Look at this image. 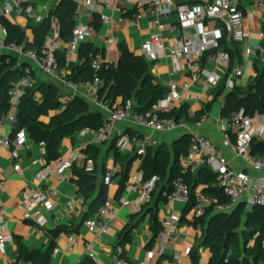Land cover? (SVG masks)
<instances>
[{
    "label": "crops",
    "instance_id": "0c3cea01",
    "mask_svg": "<svg viewBox=\"0 0 264 264\" xmlns=\"http://www.w3.org/2000/svg\"><path fill=\"white\" fill-rule=\"evenodd\" d=\"M60 1L62 0H29V5L33 7L31 16L13 13L5 19L24 30L25 40L32 45L34 34L31 27L42 23L47 18L50 10L58 5ZM68 1L76 8L74 24L81 22L85 25H92L95 29L92 38L85 43L91 44L98 51L97 54L101 55L106 66L120 68L126 72L127 76L118 80V91L120 93L132 94L134 92L137 88L138 78L143 73L141 72L142 64H147L146 72L150 74L153 83L156 85L164 87L168 81L180 85L190 80L191 71L188 63L184 60L174 63L168 56H165L156 62L149 63L141 56V45L154 33L152 27L154 15L149 9L144 8L141 11L140 18L135 19L137 14L136 0H119L117 5L122 10L121 14L106 12V15L111 18L109 25L101 24L97 16L84 8L76 7L72 0ZM210 1L175 0L174 8L207 4ZM12 2L13 0H0V8L5 3L11 4ZM241 8L245 15L243 28L247 37L243 43L238 45L240 60L235 54L228 68L210 61L207 54L199 61L200 66L207 73L217 74L221 78L218 87H225L228 80H233L236 88L245 89L255 77L253 67L251 65L250 68L249 65L256 62L259 69H264V41L258 37L260 33H263L264 28V0H244ZM161 24L166 28L176 25V14L161 19ZM213 26L214 24H209V27ZM163 36L169 39L173 37V34L166 29ZM3 41L4 38L0 34V42ZM67 43L59 37L58 50L64 51ZM225 45L231 49L229 42H226ZM250 47L254 48L253 55L246 56L245 50ZM79 50L80 47L71 61L65 64L61 70H58L55 78L41 75L36 65L30 62L24 53L11 52L5 48L0 49V55H11L17 60V68L31 64L36 77V91L33 98L38 104L42 103L44 93L50 87L56 89L55 101L59 104V107L56 110H49L47 117L41 118L44 124H47L51 117L66 108V105H63L60 100L70 96L71 91L64 82H75L73 81L74 73L81 65L78 55ZM237 69L242 71V76L239 78L234 75ZM60 80L64 82H60ZM204 89L203 83H192L189 86V94L181 91L174 94L168 92L161 100L168 103L172 112L177 113L181 110L186 115L187 121L184 120L185 129L169 134H154L146 130H134L128 124L119 123L114 127L109 141L98 145H89L96 146L99 149L95 161L97 170L94 173H92L94 169L93 162L89 159H79L74 163L75 166L84 168L89 174L92 173V176L95 177V192L97 193L98 182L102 179L105 168L118 164L115 163L114 151L109 148L110 141H119L123 136L136 133L152 137L157 140L159 147L171 151L172 145L182 137L195 133L208 139L215 146L229 169L236 172H245L250 178L254 179L264 177V169L261 172L254 171L250 165L236 158L229 148L223 146V136L219 128V120L221 119L219 117V104L224 95L219 97L210 110L204 113L202 117L206 119L202 126L198 127L196 125L202 117L195 121L194 118L201 114L213 100L212 94L214 91L204 92ZM90 92H95L100 102L108 104L112 109L124 102L121 96L107 97V90L102 83L98 88L91 89ZM90 92L82 89L74 98L82 99L87 104L89 111L98 112L104 118V114L98 106L99 103L90 98ZM192 95H198L200 100H192ZM154 107L146 115L150 114ZM97 135L98 131L90 130L86 137H81L80 132L72 136H66L57 150L59 160H68L76 151L82 153V150L85 149L82 147V143L92 140ZM12 136L13 126L4 123L0 127V140L12 138ZM230 136L233 140L234 135L232 132ZM39 144L27 135L23 150H15L13 147L4 149L0 146V179L6 182V188L0 194V200L5 208L0 231L11 237V241L5 245L4 250L0 251V264H30L25 261L21 249L41 253L49 251L48 264H82L83 262L111 264L113 252L117 247L122 249L124 264H177L176 257L179 258L180 264H209L211 254L209 249L203 246L207 225L206 219L202 218L203 216L194 217L191 208H188V204L173 203L168 202V200L162 202L152 196L149 204L138 205L136 203L138 193L127 192L126 190L119 198L116 197L123 172L127 171L125 188L133 182L135 176L141 175L143 177L141 165L144 157H138L133 150L121 151L116 148L119 154L128 155L130 162L129 164H123L122 167L118 164L121 173L114 177L113 185L110 188L106 187V199L111 200L113 210L111 230L106 235H95L89 233L84 225V216L88 211L90 202L84 203L83 194L78 191V187L72 181L73 175L70 169L65 172L63 182L58 181L55 175L48 176L41 184L37 181L36 176L41 170V166L35 164L36 158L42 151ZM152 153L153 149L149 147L147 154L151 155ZM148 158L151 159L150 156ZM195 158L198 159L199 155L197 154ZM89 161L92 163V171L86 170ZM186 162V157L180 158L181 169ZM50 164L53 165L54 162ZM196 171L191 173L194 174ZM38 188H41L46 195H50L52 191L56 192L54 197L50 196L52 210L45 214L47 222L41 232L35 224L25 220L23 212L15 206L21 191H34ZM202 188L199 185L196 189L201 190ZM121 200H124L125 204ZM69 202L71 203L70 207L68 206ZM238 207L246 208L245 213L252 210L244 202H239L228 213L219 214L228 215ZM213 213L216 214L217 212L213 211ZM166 219H177L178 224L169 244L165 247L164 252L160 254L155 236ZM55 229H62L63 231L57 237H53L52 233ZM126 234H128V241H124ZM70 237L71 240H69ZM86 246L94 251V258L87 257L85 254ZM55 250H58L57 253H54Z\"/></svg>",
    "mask_w": 264,
    "mask_h": 264
},
{
    "label": "built area",
    "instance_id": "2783aa9c",
    "mask_svg": "<svg viewBox=\"0 0 264 264\" xmlns=\"http://www.w3.org/2000/svg\"><path fill=\"white\" fill-rule=\"evenodd\" d=\"M119 0H72L78 8H84L94 16H97L101 24L109 25L111 18L106 12L122 13L118 4ZM127 1V0H122ZM175 0H136L137 14L135 19L140 18L141 11L144 8L149 9L154 20L152 27L154 33L146 40L140 48L141 56L149 63L156 62L159 59L168 56L172 62L179 63L184 60L188 63L191 71L190 80L180 85L168 81L164 87L168 92L174 94L178 91L188 93L190 84L203 83L204 92L215 91L221 78L217 74L207 73L199 64L200 59L207 54L208 59L219 64L221 67L228 68L230 66V56L227 52L219 48L221 42H234L241 44L247 37L244 24V11L241 4L244 0H211L207 4L180 6L174 8ZM16 13L24 16L33 14V7L29 5V0H13L11 4L5 3L0 8V34L3 38L6 36V30L1 22L2 19ZM176 14V25L166 28L161 24V19L168 18ZM48 17V15H47ZM209 24H214L209 27ZM173 34L172 38L166 39L163 36L165 30ZM92 25H85L81 22L74 24L71 31L70 41L64 49L63 59L68 64L72 57L78 52L81 44L92 38L94 34ZM258 37L264 41V34L260 33ZM59 25L54 17L50 20V31L46 37L39 53L26 52L14 45L8 47L3 46L0 42V49L5 48L11 52H19L27 57L30 62L36 65L38 72L46 77H55L58 72V63L55 52L58 50ZM253 47L245 50L246 56L253 55ZM84 60H80L83 62ZM89 64L92 70L91 80L84 83L64 82L66 87L71 91V95L60 100L63 105L71 102L74 96L82 89L90 92L91 89L98 88L101 85L99 76L104 69V61L101 55L89 54ZM250 64V68H251ZM19 78L15 82L10 83L8 91L9 111L0 117V127L4 123L14 126L17 123L16 109L20 99L25 91L32 90L35 85V74L31 64L22 65L19 68ZM235 77L242 76V71L237 69L234 73ZM60 79V78H58ZM235 82L228 80L225 85L227 92L235 88ZM91 93V92H90ZM90 98L99 103L98 106L104 114L101 129L98 135L90 141L82 143V147L89 145H98L109 141L114 127L119 123L128 124L134 130H146L154 134L175 133L181 129H185L186 124L183 119H175L169 117L172 110L166 101L158 102L154 109L148 115H140L136 112L135 102L132 100L124 101L120 106L112 109L106 103L100 102L95 92L89 94ZM189 98V97H188ZM192 100L199 101L198 95H192ZM222 107V101L219 104ZM202 117L196 124L201 127L205 122ZM219 128L223 136V146L229 148L233 155L251 166L256 172L264 169V157L255 158L251 156V141L253 138L264 140V116L255 115V117L246 116L243 111H238L228 115L226 119L219 120ZM234 138L231 139L230 133ZM90 130L84 129L80 132L81 137H86ZM27 141V134L22 129L14 134V137L4 138L0 140V146L4 149L13 147L15 150H23ZM42 151L35 160V164L41 166V170L37 174V181L41 184L48 176L55 175L58 181L65 180L64 174L70 169L71 165L79 159H84V155L80 151L74 152L68 160H57L53 165H49L45 161V144H39ZM157 140L150 136L133 134L123 136L116 142V148L121 151L133 150L138 157H145L146 150L156 148ZM199 158H195L196 155ZM187 162L181 169V175L172 182V191L168 196V202L189 204L192 203V214L194 217H201L211 208L217 213H228L230 209L244 202L248 208L255 206H264V177L250 178L245 172L233 171L228 168L226 161L215 148V146L206 138L191 133L190 148L187 155ZM86 167L87 171H92V163L89 161ZM206 166L216 176L214 187L222 191L227 198L228 204H218L214 198L202 193L200 189L190 192L188 185L184 180V175L194 172L200 167ZM121 173L118 164L106 167L102 176L103 185L110 188L113 185V179L117 174ZM158 178L154 177L149 181H143L141 175L133 178V182L128 185L125 190L127 192L138 193L136 203L138 205H147L152 200V195L156 190ZM6 182L0 179V194L5 190ZM55 191L50 195L38 188L34 191L23 190L19 199L16 201V207L23 212V218L32 222L42 231L46 225V213L52 210L50 196L54 197ZM125 204L124 200H121ZM71 203H68L70 207ZM5 208L0 200V227L3 224ZM112 202L106 199L100 205L94 215L85 220L84 225L87 231L95 235H106L111 230L112 225ZM178 224L177 219H166L163 221L161 229L156 233V244L159 247V253L162 254L165 247L169 244L172 234ZM72 238L70 237L69 240ZM11 241V237L5 232L0 231V251L2 252L5 245ZM85 254L89 258H94V251L86 246ZM55 250L54 253H57ZM177 264H180L179 258L176 257ZM111 264H124L122 249L117 247L113 252Z\"/></svg>",
    "mask_w": 264,
    "mask_h": 264
},
{
    "label": "trees",
    "instance_id": "16d2710c",
    "mask_svg": "<svg viewBox=\"0 0 264 264\" xmlns=\"http://www.w3.org/2000/svg\"><path fill=\"white\" fill-rule=\"evenodd\" d=\"M75 15L76 8L72 3L68 0L60 1L58 5L50 10L48 17L42 23L31 27L34 34L32 45L25 40L24 30L8 20L2 19L1 22L6 30L3 46L14 45L21 48L24 53L30 51L35 54L39 53L49 34L50 20L53 17L58 21L60 39L69 42L74 27ZM229 43L231 49L225 45V41L220 43L219 48L229 54L231 65V59L235 54L240 60V50L238 48L239 44ZM63 53L64 51L59 50L55 52L58 70L65 66ZM95 53H98V51L91 44L83 43L80 45L78 55L79 59L84 61L76 69L77 72L74 73L73 81L84 83L91 80L92 70L89 64V54ZM146 67L147 64L141 65V72L143 73L138 78L137 88L134 92L132 94H122L118 91V80L124 79L127 76L126 72L120 68L105 65L100 73L99 80L107 90V97L121 96L122 101L132 100L136 104V112L140 115H146L168 93L165 87L153 83L152 77L146 72ZM252 67L255 77L247 88L239 89L235 87L227 92L225 87H218L212 94L213 100L201 114L194 118V121L209 111L222 95H224L222 107L219 108L221 119H226L228 115L238 111H243L248 117L264 116V69H259L256 62L252 63ZM19 75L17 60L11 55H0V117L9 111L8 91L10 83L17 81ZM35 91L36 77L34 88L24 92L16 109L17 123L13 126L12 138L16 132L23 129L35 143H44L47 164L56 162L59 159L57 150L66 136H72L84 129L92 131L101 129L102 115L98 112L89 111L87 104L78 97L73 98L63 111L51 117L48 123L44 124L41 118L45 116L46 112L56 110L59 107V104L53 99L56 89L50 87L44 93L45 96L41 104H38L33 98ZM168 116L187 121L186 115L181 110L177 113L171 112ZM116 142L115 140L110 141L109 148L114 151L115 163L120 164L122 167L123 164H129L130 157L118 153ZM189 148L190 136H184L172 145L171 151L158 146L152 148L153 153L148 155V149L146 150L141 165L143 181H149L154 177L158 178L156 190L152 195L157 200L167 202V198L172 191L173 180L181 175L180 158L187 157ZM82 154L87 160L93 162L94 169L92 173H94L97 170L95 161L99 154L98 147L87 146L82 150ZM149 156L151 159L148 158ZM251 156L255 158L264 157V140L252 139ZM70 170L73 175V183L84 196V203H91L94 200L84 216L86 220L92 217L97 208L106 200V187L101 179L98 182L96 193L95 177L92 176V173L89 174L84 168H77L74 163L71 165ZM126 172L121 174L117 198L125 190ZM183 177L191 193L201 185L203 187L201 189L202 193L214 198L218 204H228V200L222 191L213 186L216 176L208 167L202 166L194 174L187 173ZM191 207L192 203H189L188 208ZM202 218H205L207 223L203 246L210 251L209 264H264V206H255L248 213H245L243 207H238L228 215L214 214L210 208ZM62 231V229H55L52 233L53 237H57ZM128 240V234H126L124 241ZM21 254L25 261L30 264H48L49 262V251L41 253L21 249ZM82 264L91 263L83 262Z\"/></svg>",
    "mask_w": 264,
    "mask_h": 264
},
{
    "label": "rangeland",
    "instance_id": "374dc122",
    "mask_svg": "<svg viewBox=\"0 0 264 264\" xmlns=\"http://www.w3.org/2000/svg\"><path fill=\"white\" fill-rule=\"evenodd\" d=\"M52 94V93H51ZM55 97H56V94L53 96V99H55ZM41 102H43V101H41ZM49 111V110H48ZM47 115H48V112H46V114H45V118L47 117ZM47 120V119H46ZM244 211H246V208H244ZM231 251L233 252V249L231 248Z\"/></svg>",
    "mask_w": 264,
    "mask_h": 264
},
{
    "label": "water",
    "instance_id": "95a60500",
    "mask_svg": "<svg viewBox=\"0 0 264 264\" xmlns=\"http://www.w3.org/2000/svg\"><path fill=\"white\" fill-rule=\"evenodd\" d=\"M93 201H94V200H92V202H93ZM92 202H91V203H92ZM91 203L89 204V206L91 205Z\"/></svg>",
    "mask_w": 264,
    "mask_h": 264
}]
</instances>
